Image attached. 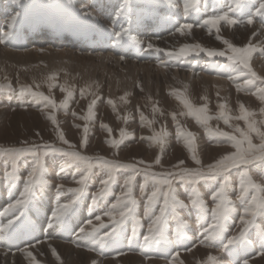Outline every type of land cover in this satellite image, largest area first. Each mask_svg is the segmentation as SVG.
<instances>
[{"label": "rangeland", "instance_id": "1", "mask_svg": "<svg viewBox=\"0 0 264 264\" xmlns=\"http://www.w3.org/2000/svg\"><path fill=\"white\" fill-rule=\"evenodd\" d=\"M185 2L186 0H19V2L12 0L13 11L23 12L26 15L30 13L39 15L37 22L42 21L41 16L46 17L47 26L42 34L45 39L37 40L34 43L38 48V57H42L48 51L49 45L53 47V44L49 42L51 38H57L56 40L62 38L61 47L66 51H71L72 57L59 58V63L56 65H46L41 59L23 65L19 61L12 64L7 58L0 59V150L35 149L39 154L42 172V175L38 173V176L44 179L48 169L51 175L44 180L55 183V186L52 184L54 188L48 187L46 184L35 185L30 193H26V180L37 162V157L25 155L13 162L0 156V200L4 201L0 205V228L3 225L1 218L4 217L3 228L7 229L5 232H0V247L10 246L9 248H13L12 250H20L22 244L30 245L40 238L44 239L49 235L46 234L47 221H50L53 213L65 204L71 205L72 201L76 199V203L72 205L55 231L67 228L71 219L77 218V216L79 218L80 214L86 219L84 221L79 218L77 226L72 225L71 228L70 225V230L60 231L62 234L66 233L67 237L77 236L80 230L89 224L93 207L100 209V217L105 214H113L118 215L116 216L117 220L122 212L131 208L129 217L117 226L111 239L102 245L96 244L100 236H104L112 230L113 224L109 222L105 223L107 227L99 228L103 230L99 232L100 236L99 234L95 236V241H89L91 242L89 251L94 256L99 255V264H104L102 261H106V259L115 262L116 258L127 256L128 249L118 255L112 253V247L119 244L118 240L121 234L126 231L125 238L127 241L132 240V242L130 241L132 248L130 254L139 258L140 261L135 264H155L148 263L152 260L160 264H173L174 257L176 258L175 264H207L209 256L203 257L206 255L198 256L199 259L195 258V263L191 257L188 258L194 248L207 249L209 253L212 251L211 254H214L212 256L216 258L218 264H264V254H262L264 253V216L255 218L254 226L248 230L242 241L227 248L224 247L228 239L239 234L242 213L251 197L264 195L250 190L243 199L240 198L239 184L244 179L245 170L243 168L233 169L226 174L225 196L227 200L232 201L235 210L229 213L228 219L224 222L222 236L211 243L206 241V237L202 233L214 222L215 218L211 209L215 205L211 196L219 189L220 184L224 183L225 178L218 177L211 181L201 180L195 184H187L181 182L179 176L169 174L182 170L206 169L223 156L235 151L230 146V141L216 136L214 133L225 132L228 135H235L239 139L240 134L235 133L233 129L240 128L242 131H247L244 122L236 119L240 115L239 106L243 105L246 111L256 113L264 108L256 96L251 94L258 88L264 87V83H262L264 74L259 73L255 65L251 64L256 58L263 63L262 67L261 65L258 67L264 70V55L257 51L250 61V67L259 79L255 80L249 88L240 92H237V85L243 86L250 77L244 79L241 75L240 79L234 83L232 79L227 80L229 87L226 91L228 92L221 94L213 84L200 83L198 80L190 83L180 79L171 81L169 78L164 79L153 69L149 73L139 71L134 78L120 76L119 73L125 65L124 62H120V66L110 62L100 65L97 58L93 59L92 57V55L101 52L98 49L100 46L95 44L97 48L93 49L82 43L83 40L86 42L88 39L85 37H89L83 33L87 26L102 27L115 37L104 40L106 49L103 53L116 55L117 50H122L126 52L123 57L127 60L126 62L132 63L135 60L140 65V63H150L151 59L145 54L148 45L145 46L146 43L144 44L143 41L137 43L136 38L141 39L143 35H147L148 38H145L147 40L154 39L160 40V42L166 38L173 40L169 48L161 45L158 48L160 51H155L154 49L157 47L152 46V50L157 53V56H154L156 59L153 58L154 61L150 64L155 66L154 62L159 63V61L170 57L166 53L176 52L184 46L200 45L206 50L224 51V45L216 39V31L213 30L210 35L208 28L201 27V25L206 20L228 15L230 19L237 20V24L228 26L221 23L218 26L221 39L227 40L235 47H244L251 43L254 47L264 49V17L255 16L258 3L264 2V0H245L239 5L234 4L233 0H195L194 7L187 15L184 13ZM121 8L124 9L123 13H121ZM118 16L119 18H117ZM63 18L68 19L65 21ZM250 18L254 19V23L252 26H246L244 22ZM58 19L64 24L65 31L62 36L56 33V36L53 37V27ZM152 23L154 27L151 31L148 30L143 35L142 32L139 33L138 30L140 27L142 28L143 24L148 27ZM185 24L193 25V30L191 33H186L184 38H180L177 33L180 27ZM72 31L75 33L73 34ZM121 32H125V36L117 40L116 36ZM73 35H76L77 38L73 39ZM40 38L41 36L38 37V39ZM8 43L7 41L3 45L6 51L17 48ZM20 47L27 50L33 48L26 42H23ZM132 48L136 52L140 51V55L129 57L128 51ZM52 53L55 54V50ZM170 58V68L192 77L201 75L204 68L203 63L205 64L209 60L229 63L225 57H208L203 52L178 59ZM53 75L56 79L49 81L48 77ZM124 80L127 82L130 80V84H125ZM49 84L56 85L51 92L48 90ZM62 87L72 90V98L68 101L66 108L59 107L66 98L65 93L60 90ZM22 88L31 89L33 92L50 97L58 106L57 109L53 111L46 101L33 100L31 95L21 97L20 90ZM83 89H87V91L84 98H81L80 93ZM171 92L183 93L184 98L188 99L194 108H206L207 112L204 115L209 117H215L221 111L217 107L218 104H225V114L233 117L229 121L231 127L217 119L209 120L207 125L197 124L195 119L189 115H182L187 110L178 102L177 97L169 94ZM122 97L125 99H121ZM109 100L115 107L108 103ZM93 101H95L93 115L88 118V108ZM154 108L158 109L155 113L153 112ZM48 116L55 117V126L47 118ZM173 116L176 117L175 120L172 119ZM252 119L259 122L264 117L257 115ZM102 125L106 127H102ZM257 127L261 132H264V125L257 123ZM84 128L88 129L87 133L83 131ZM178 130L193 134L195 139L192 142L193 151L191 153L185 147L188 143L186 135L178 136ZM58 131L63 133L68 144L75 147L70 149L67 144H62L58 139ZM122 131L127 133L123 138L120 135ZM162 132L167 133L162 137L163 146L154 142L156 135ZM251 138L254 144H259V140L254 135ZM85 139L87 145L85 148H81L80 145ZM120 140L123 142L116 148L110 147L107 143ZM44 145L51 147L44 149ZM52 149L57 151L53 152ZM45 150L49 153L46 156L43 155ZM60 151H74L88 158V163L69 162L68 158L57 154ZM193 155L200 160L199 166L193 163ZM158 157L160 158L159 165L156 164ZM101 160L120 165H132L137 171L133 173L123 168L114 170L111 173L112 182L105 187L101 185V182L109 178V173L105 168L97 166ZM138 161H143V163L138 164ZM181 163L182 168L175 167ZM146 165L152 167L148 168ZM256 166H250L248 171L253 181L261 185L262 182L259 179L261 176L257 179V175L259 173L264 175V171L254 170ZM86 173L88 179L85 184L78 185L76 188L78 191L75 190L76 193L68 194L66 199L61 202L58 199L60 191L58 192L57 189L60 186L74 184ZM133 175L138 178L139 183H137L136 189L131 185L130 197H124L135 202L128 205L119 198L125 193L123 181L125 180V183ZM67 176L69 178L66 180ZM165 176L167 180L171 181L172 194L188 207L177 208L175 212L170 208L166 209L162 238L146 243L144 236L148 234V227L159 215L164 205L163 193L168 191L167 187L155 184L153 181L155 179L163 180ZM89 178L93 180L94 187L89 184ZM144 183L150 184L151 187ZM141 184L142 186L139 187ZM157 189H159L160 195L149 205L148 200L152 192ZM101 192H103L102 195ZM94 193H98L99 198ZM117 195H121V197ZM197 195L202 198L208 209L207 212L191 207L190 199ZM14 204L20 206L12 209L11 206ZM113 205L117 206L113 208ZM44 220L46 222L42 229ZM184 224L187 227H183ZM61 239L66 243L72 241V238ZM128 248H130L129 245ZM167 249L169 252L166 251ZM100 250L102 251L99 252ZM108 253L109 256L106 255ZM177 254H179L178 257ZM37 264L46 263L37 260ZM62 264H66V262ZM114 264L125 263L116 261Z\"/></svg>", "mask_w": 264, "mask_h": 264}, {"label": "snow or ice", "instance_id": "2", "mask_svg": "<svg viewBox=\"0 0 264 264\" xmlns=\"http://www.w3.org/2000/svg\"><path fill=\"white\" fill-rule=\"evenodd\" d=\"M19 2V0H17ZM234 4L239 5L245 2V0H233ZM195 0H186L184 4V13L187 15L190 10L194 7ZM124 9L121 8V13H123ZM255 16H261L264 17V2L258 3V8L255 12ZM119 18V16L117 17ZM16 17H11V21L8 24V27H11L16 22ZM221 23H225L229 26H235L237 24V20L230 19L228 15L220 16L215 19H209L204 22L201 27H207L209 34L211 35L212 31H216L217 36L216 39L219 43L224 45L225 50L224 51H216V50H206L200 45H194V46H184L178 49L176 52L166 53V55H169L173 59H178L180 57H186L188 55H198L201 52H203L208 57H225L230 65L235 66V73L232 76V82L239 80L241 75L250 77L247 79L246 83L243 86L237 85V92L242 91L243 89L249 88L253 82L259 77L255 75V73L252 71L250 67V61L252 59V56L255 52L260 51L261 55H264V49H259L257 47H254L249 43L248 45L244 47H235L231 43H229L227 40L221 39L219 35V25ZM246 26H252L254 23V19L250 18L247 19L245 22ZM193 25L185 24L184 26L180 27L179 34L185 35L186 33H191L193 30ZM125 36V32H121L118 36H116L117 40H120ZM7 36L0 37V44L4 43ZM139 43V41H137ZM148 49L152 50V44H148ZM155 51H160V49H154ZM243 70V71H241ZM56 77L49 76L48 80L53 81ZM264 83V81H262ZM56 87L54 84L48 85L49 92L52 91V88ZM62 92L65 93V100L61 102L59 105L60 108H66L68 105V101L72 98V90L61 88ZM87 91V89L81 90V98H84V94ZM172 96H175L178 98V102L183 106L184 109L187 110L186 113H182V115L187 114L193 119H195L197 124L207 125L209 123V120L211 119H217L222 120L223 123L226 126L231 127L229 124V121L233 118L230 115L225 114V104H218L217 107L221 109V111L215 116V117H209L207 115H204L207 112L206 108H194L190 101L186 98H184L183 93H176L171 92L169 93ZM252 95L256 96L258 101L264 105V87H260L257 90L253 91L251 93ZM25 95H31L33 100L39 99L46 101L52 108L53 111L57 109V105L53 102V100L48 97L44 96L43 94L39 92H33L31 89H21L20 90V96L24 97ZM121 99H125L122 97ZM110 105H115L111 100L108 101ZM151 103V101H149ZM205 103L207 101L205 100ZM95 101L92 102V104L89 105L88 108V118H91L93 115V107H94ZM158 111V109L154 108L153 112L155 113ZM239 112L240 115L236 117L238 120H242L247 128V131H242L240 128H234L233 131L235 133L240 134V138L237 139L235 135H228L225 132L217 131L214 133V135L219 136L227 141H230V146L235 150L232 154L225 155L222 158H220L216 163L209 165L206 169L198 168L197 170H182L177 173H169L170 175L179 176L181 182L187 183V184H195L200 182L201 180H207L211 181L218 177L225 178L224 183H221L219 186V189L215 192L214 195L211 196V200L214 202V207L211 209V213L213 215L214 222L209 228H205L204 232L202 233L203 236L206 237V241L208 243H211L213 240L220 238L222 236V233L224 232V222L228 219L229 213L234 211V207L232 206V201L227 200L225 196V188L227 184L226 174L233 169L236 168H243L245 171L243 173L244 179L239 184V191H240V198L243 199L249 191H254L258 194H264V187H261L260 184L255 183L253 179L251 178L249 174V168L253 165H260L264 166V132H261L259 128L257 127V123L264 125V119L257 122L256 120L252 119L253 117L259 115L261 117H264V108H261L259 113L256 112H250L246 111L243 105L239 106ZM75 115V114H73ZM52 124L56 125V119L54 116H48L47 117ZM143 120V117H141ZM173 120L176 119L175 116L172 117ZM102 127H106L102 125ZM83 131L85 133L88 132L87 128H84ZM121 137H125L127 133L121 132ZM166 132H162L160 134H157L155 137V143L160 144L163 146V139L162 137L166 136ZM177 135H186L188 139V143L185 145V147L188 148V151L191 153L193 151L192 142L194 141V136L192 133H184L180 130L177 131ZM255 136L259 140V144L256 145L252 141V136ZM58 139L62 144H67L68 147L74 148V145L68 144V141L65 140L64 135L62 132L58 131ZM142 139H144L142 137ZM123 142V140L120 141H108L110 147H119V145ZM87 145V140L85 139L82 141L80 147L85 148ZM50 145H44V149L50 148ZM53 152H56L57 150L52 149ZM49 153L45 150L43 155H48ZM58 155L68 158L69 162H79V163H88V158L83 157L79 155L78 153L74 151H60L57 152ZM25 155H33L37 157V162L35 166L32 169V172L29 174L26 180L27 187L25 189L26 193H30L31 189L38 184H47V180H44L38 176V173L42 175L41 172V165L39 163V154L36 152L35 149H26L24 151L19 150H0V156L6 157L10 159L11 161L15 162L19 159H21ZM193 163L196 165H200V160H198L194 155L192 156ZM138 164H142L143 161H138ZM160 158L158 157L156 159V164L159 165ZM99 167L105 168L109 173V178L103 180V185L106 187L109 185L111 181V173L114 170H120L125 169L129 170L133 173H136L137 169L134 168L132 165H120V164H114L109 163L107 161L101 160L100 163L97 165ZM146 167L151 168V165H146ZM177 168H182V163L176 165ZM88 179V174L86 173L82 179L76 181L79 185L83 186L85 184V181ZM135 180V175H133L130 179H128L124 185L126 191L124 193V196L119 198L122 202L132 205L135 202L131 199H125L124 197H130V189L133 181ZM155 184L162 185L164 187L168 188V191L163 193V199H164V205L160 210L159 215L155 218V220L152 222V224L148 227L147 232L148 234L144 236V240L146 243L152 242L153 240H158L162 238L163 235V220L165 217V211L166 209H171L173 212L177 208H185L188 207V205L184 204L182 201L177 199L174 194H172V186L171 181L167 180V177L165 176L163 180L161 179H155L153 181ZM101 195L103 192L100 193ZM160 195L159 189L156 191H153L151 194V197L148 200V204L151 205L153 201H155ZM26 202V201H25ZM76 201H72V204H65L62 207L58 208L55 213H53L49 225V228L54 227L56 224H59L63 217L68 213L72 205H74ZM190 204L192 208H198L199 210L203 212H207L208 209L206 205L204 204L201 197L198 195L190 199ZM19 204H14L11 206L12 209L19 207ZM117 205H113V208H115ZM11 210V209H10ZM147 211V209H146ZM131 213V208L128 209V211H124L121 213L119 220H117L113 216H109L108 219L112 221L113 227L110 232H108L104 236H100L97 239V244H103L105 241L111 239L113 235L115 234L117 230V226L119 224H122L126 218L129 217ZM257 216H264V195H253L250 199V201L247 204V207L243 210L242 213V219L240 220L241 224V230L238 235L232 236L230 239L227 240L226 244L224 245L225 248L228 246L234 245L239 241H242L248 232V230L254 226V220ZM183 227H187L186 224L182 225ZM101 227H107V225L101 224ZM6 228H0V232H5ZM98 232V229L93 228L92 231L86 232L84 229L80 230V235L82 237L92 238L95 237ZM33 247H38V245L34 244ZM52 252V255L57 261H59V256L56 254L55 249H50ZM264 254V253H262ZM25 255L29 257L33 262H35V257L32 256L31 252H25ZM179 254H177L178 257ZM176 258H173V264H175ZM207 264H218V261L215 257L209 256L207 258Z\"/></svg>", "mask_w": 264, "mask_h": 264}, {"label": "bare ground", "instance_id": "3", "mask_svg": "<svg viewBox=\"0 0 264 264\" xmlns=\"http://www.w3.org/2000/svg\"><path fill=\"white\" fill-rule=\"evenodd\" d=\"M169 3H170V1H169ZM13 10L14 9L12 8V0H0V37L5 36V34L7 36L5 42L0 44V59L7 58L9 60V62H12V64H13V62L19 61L20 64H22V65L41 59L44 61V63L46 65H56L59 63V60H58L59 58L72 57L71 51H66V49L61 47L62 43L60 41H62V38L60 40H56L57 38H53V39L51 38L49 42L53 44V47L51 45H49L48 49H47L48 51L45 54H43L42 57H38V55H37V49L38 48L36 47V45H34V43L37 40L39 41L41 39H45V38H43L44 36L42 34L44 33L43 30L46 29L45 28L46 27V17L41 16L42 21L37 22L39 15L37 16L36 14L34 15L32 13L26 15L23 12L13 11ZM13 16H15L17 18L16 22L13 26L8 27V24L11 21V17H13ZM54 18H55V16H54ZM67 19L68 18H66L64 20L66 21ZM156 19H157V17H156ZM69 22H71V21H69ZM152 27H154L153 23L151 25H148V27L146 24H143L142 28L140 27V29L138 31H139V33L142 32V35H143V33H145L146 31H148V30L151 31L153 29ZM222 29H225V28H222ZM64 31H65L64 30V24L62 23V21L59 19L56 20L55 25L53 27V32H54L53 37L56 36L55 35L56 33H58L59 35L62 36ZM85 31H83V33H85L89 37H85L88 39L86 40V42H85V40H83L82 43L86 44L89 48H93V49L97 48L96 45L100 46V48L98 47V49L101 52L98 53L97 55H92L93 59L97 58L100 65H104V62H110L111 64H114L117 66H120V62L125 63L124 67H122L121 72L119 73L120 76L124 75L125 77L129 76V77L134 78L139 71H145V72L149 73L151 71V69H153L156 73L160 74L164 79L169 78L171 81H176L177 79H180V80H184V81H187L188 83H190L192 81L198 80L200 83L213 84L215 86L216 90L219 93L223 94L225 92H228V91H226L229 87L227 80H231L232 76L234 74H236L234 71V69H235L234 65H230L229 63L217 62L215 60H209L205 64L203 63V65H204L203 72L198 77H192L189 74L186 75L185 73H180V71H178L176 69L170 68L171 67V65L169 63L171 61L170 57L166 58V60L164 59V61L161 59L162 61L161 62L159 61V63L154 62V63H156V65L153 66L150 63H153V61H154L153 58H155L154 57L155 55L157 56V53H155L153 50H149V49H147V53H145V54L149 59H151L150 63L145 62V63H140V65H138V62H136L135 60H133L132 63L126 62L127 60H125L123 58L125 56L124 54H126V52H124L122 50H117L116 55L115 54L114 55H105L103 53L104 50L106 49V47H105L106 45L103 43L104 40H106V38H115L111 34L107 33V31L105 29H103L102 27H99V26L94 27V26L89 25V26H87ZM196 31H197V29H196ZM74 33H75V31L73 32V34ZM134 33H137V32H134ZM177 34L180 38H184L183 37L184 35H180L179 32ZM200 34H201V31H200ZM196 35H198V34H196ZM39 36H41L40 39H38ZM142 37L143 38H141V39L136 38V40H138L139 42L143 41L144 44L146 43L145 46H147L148 44H152V46L157 47V48H160L161 45L164 46L165 48H169L170 47L169 45H171V43H173V40H169V38H166L165 40L163 39L164 41L161 40V42H160V40L157 41L154 39H151V40L145 39V38H148L147 35H143ZM76 38H77L76 35H73V39H76ZM82 38H84V37H82ZM93 38L100 39L99 41L101 44L99 45V41H97L96 39H93ZM7 41L9 42L8 44H11V46L14 45L17 48L13 49L12 51H6L5 46H3V45H5V43ZM174 41H176V39H174ZM23 42L30 44L31 46H33V48L31 50L21 48L20 46ZM82 43H81V45H82ZM52 50L53 51L55 50V54L52 53L53 52ZM128 52H129V55H128L129 57H134L135 55H140V51L136 52V50H134L133 48L130 49V51H128ZM203 62H204V60H203ZM251 64H253V66L255 65V68L258 70L259 73L264 74V70L260 69V67H258V65H261V67L263 66L262 65L263 63L261 61H259L258 59L255 58V59H253V63H251ZM103 67H105V66H103ZM241 71H243V70H241ZM242 76L244 79L248 77V76H244V75H242ZM124 82H125V84H130V80H128V82L126 80H124ZM9 146H11V145H9ZM89 156H92V155H89ZM11 167H14V166H11ZM44 173H45V171H44ZM50 175H51V173L47 169V173H46V175H44V179H47ZM68 178L69 177L67 176L66 180ZM125 183L123 184V190L124 191H126V189L124 187ZM52 184L55 186V183H50L47 180L46 185L48 187L54 188V186ZM74 184L65 185V187L60 186V188L57 189L58 192L60 191V197L58 199L61 202L66 199L68 194L76 193V191H78L76 188L78 187L79 184L76 182ZM70 189H72L74 191H71ZM86 191H88V189H86ZM94 194L96 195V197L99 198L98 193H94ZM117 196L121 197V195H117ZM9 199H10V197H9ZM71 199L73 200L74 198H71ZM0 201H1L0 202V205H1L2 202H4V201H2V200H0ZM93 208H95V210H96V207H93ZM104 212H105V210H104ZM110 215L115 217V218H116V216H118V215L115 216L113 214H110ZM110 215L105 214L102 217H100L101 214H98V216H95V217H93L91 215V219L89 220V224H86V226L84 227V230L86 232H90V231H92L93 228L98 229V232L96 234V236H97L99 234V232H102V230H103V229L102 230L99 229L101 227V224L105 225V223L112 222L108 219V217ZM30 217L32 218V215H30ZM79 218L81 220L83 219L84 221L86 219L85 216L83 218L82 214H80ZM79 218H78V216H77V218L73 217L71 219V223L69 224V226L67 228H64V229H61L58 231L57 230L55 231V229L58 227L59 224H56L54 227L49 228L48 225H49L50 221H47L48 224H47L46 234L47 235L49 234V235L46 236L44 239L40 238V240H38L35 243L30 244V245H28L27 243L22 244L20 250L19 249L12 250L13 248H9L10 246H8V247L3 246V248L0 247V264H37V260L41 261L42 263H46V264H62L63 262H66V264H69L72 262H74L75 264H99V262H100V259L98 257L99 255L94 256L93 253H91L89 251V249H91L90 248L91 242L95 241V237H92V239L87 238V237H82L80 235V233L77 236L75 235V236L67 237L66 233L65 234L60 233V231H62V230H67V229L70 230V225H71V228H72V225L77 226ZM94 218H96V219H94ZM4 219H5L4 217L1 218V220L3 221V225L1 228H3V226L5 224ZM32 219L34 220V218H32ZM46 220H44V222H43L42 229H43V226H44ZM6 223H8V222H6ZM126 232H123L121 234L120 239L118 240L119 244H117L119 246L115 245V248L112 250V253H114L115 255H118L122 252H125L127 249L129 250V252L127 251L128 252L127 256H124L123 258L118 257L114 261L115 262L116 261H118V262L122 261L125 264H135V263L140 262V261H139V258H137L136 256H132L130 254L132 251V248L130 246V241L132 242V240L127 241V239L125 238L127 236ZM100 235L101 234H99V236ZM61 238H68V239L72 238V241L69 243H66V242H63ZM90 240H92V241L89 242ZM34 244L38 245V247H33ZM121 245H122V247H120ZM128 245L130 248H128ZM22 247H24V248H22ZM8 248H9V251H7ZM50 249H55L56 254L59 256V261H57V259H55L53 257ZM151 250H153V248H151ZM26 251L31 252L32 256L35 257V262H33L29 257H27L25 255ZM101 251L102 250H100L99 252H101ZM166 251H168V249ZM210 252L213 253L212 251H210ZM211 253L207 252V249L194 248L191 251V253L188 255V258L191 257L195 263V258L199 259L198 256L206 255L203 257H208V256L214 255ZM106 255L109 256V253ZM102 262L104 264H114L115 263V262L108 260V259H106V261H102ZM148 263H155L156 264L159 262L152 260V261H149Z\"/></svg>", "mask_w": 264, "mask_h": 264}, {"label": "crops", "instance_id": "4", "mask_svg": "<svg viewBox=\"0 0 264 264\" xmlns=\"http://www.w3.org/2000/svg\"><path fill=\"white\" fill-rule=\"evenodd\" d=\"M254 170H262V171H264V166H260V165H257L255 168H254ZM259 176H261V177H259ZM255 178H256V175L254 176ZM258 177H259V179L261 180V182H262V184L261 185H264V175L263 174H261V173H259L258 175H257V179H258ZM126 179V178H125ZM136 180V181H135ZM135 180L133 181V183H132V185L134 186V188L136 189V187H137V183H139V181H138V178H136L135 177ZM221 180V179H220ZM103 181V180H102ZM125 181V180H124ZM124 181H123V184H124ZM89 184L91 185V186H93L94 187V182H93V180L91 179V178H89ZM122 184V183H121ZM144 184H146L148 187H151L150 186V184H147V183H144ZM101 185H103V183L101 182ZM142 186V184L141 185H139V187H141ZM90 187V186H89ZM102 187V186H101ZM135 189H134V192H135ZM93 210V212H92V216L93 217H95V216H98V214H99V211H100V209H98V208H96V210H95V208H92ZM104 211V210H103ZM97 213V214H96ZM89 214H90V211H89ZM101 214V213H100ZM91 218V217H90ZM90 218H89V220H90ZM115 247L113 246L112 247V249H114Z\"/></svg>", "mask_w": 264, "mask_h": 264}]
</instances>
